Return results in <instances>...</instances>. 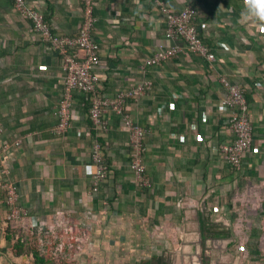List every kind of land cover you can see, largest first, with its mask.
Wrapping results in <instances>:
<instances>
[{"label":"crops","instance_id":"0c3cea01","mask_svg":"<svg viewBox=\"0 0 264 264\" xmlns=\"http://www.w3.org/2000/svg\"><path fill=\"white\" fill-rule=\"evenodd\" d=\"M25 1L54 33L77 34L78 0ZM161 1L173 12L194 7L207 24L201 34L216 60L179 55L146 70L152 89L138 102L129 101L128 112L147 130L145 166L152 187L141 190L133 184L128 135L119 118L108 114L110 128L101 139L111 173L92 193L89 103L76 94L70 129L63 136L52 132L62 89L61 59L11 1L0 0V166L9 167L19 203L28 210L25 226L41 227L43 233L34 234L49 243L59 240L56 250L77 264H132L155 256L170 264H202L199 214L208 210L215 223L228 225L233 176L253 179V206L263 200L264 0ZM250 6L257 17L244 15ZM94 15L101 58L95 68L97 92L113 98L140 81L139 66L170 41L163 17L147 0H96ZM221 77L242 87L254 132L252 152L236 170L217 151L232 139L227 112L218 109ZM236 191L238 197L244 193ZM260 230L264 217L250 235L259 253ZM232 240L206 241L209 264H228Z\"/></svg>","mask_w":264,"mask_h":264},{"label":"built area","instance_id":"2783aa9c","mask_svg":"<svg viewBox=\"0 0 264 264\" xmlns=\"http://www.w3.org/2000/svg\"><path fill=\"white\" fill-rule=\"evenodd\" d=\"M9 1L17 13L31 22L33 31L61 59L62 89L55 109L57 122L52 129L55 135L63 136L71 127L75 94L89 96L88 118L95 133L90 150V163L93 167L91 192L97 193L100 185L111 173L106 162L104 145L98 140L103 134H107L110 128L108 114L119 118L121 129L128 135V168L133 184L141 190L151 189L152 184L145 166L147 130L133 121L128 112V103L138 102L151 91L152 84L144 77L148 68L158 67L178 55L198 57L210 63L216 60L214 53L201 39V33L207 29V24L198 19L191 5H186L179 12H173L161 0H147L163 17L166 26L165 37L170 44L159 47L145 58L139 66L143 75L140 81L129 89L117 92L111 98L97 92L99 76L95 73V68L101 58L99 44L93 37L97 22L94 15L96 0H78L81 22L75 36L54 33L43 14L29 6L25 0ZM220 85L224 94L218 109L227 112V126L232 139L218 145L217 151L232 168H238L242 160L250 156L253 148L254 132L249 117V105L239 84L221 77ZM15 145H18V142H15ZM4 147L8 148V145ZM0 192L6 207V221L27 220L28 211L19 203L17 185L11 179L10 169L6 165H1L0 169ZM27 227L34 228L30 225Z\"/></svg>","mask_w":264,"mask_h":264},{"label":"rangeland","instance_id":"374dc122","mask_svg":"<svg viewBox=\"0 0 264 264\" xmlns=\"http://www.w3.org/2000/svg\"><path fill=\"white\" fill-rule=\"evenodd\" d=\"M234 184L233 186L229 187V193L227 198L228 208L226 209V221L228 225L226 227L231 228L233 232V244H229V250L227 249L228 259L229 261L234 264H264V259H259L258 257L264 258V243L262 247H260L259 256H250L248 254V245L252 247L254 242L251 240V234L253 233V229L257 228V219L264 217V195L262 196L261 206L255 207L252 205V198L253 194L251 193V184L252 178L245 176L243 178H236L233 176ZM237 187L240 189L242 188L240 194L241 196H237ZM239 198V200H237ZM4 205V204H3ZM5 206V205H4ZM1 206L0 204V264H33L32 258L29 256L23 255L22 257H16L12 251V245L17 239L25 240L26 249L29 251L35 250L40 252L42 249L46 247V250L41 251L42 255L46 256L47 258H51L55 264H59L61 262H65L68 264H77L75 260L71 259L70 257H65L64 255L60 254L56 248L58 247L57 241L50 242L45 240V238L41 236H34V234H30L27 230H12L10 228H6L4 225L6 221V207ZM214 216L210 217V221L214 222ZM4 231V232H3ZM263 232L264 230H260ZM12 238L10 241L6 240V237ZM264 242V241H263ZM207 244V243H206ZM68 251L70 252L71 248L69 247L68 243L65 244ZM206 250L207 247L205 248ZM222 254L226 252L225 249H222ZM207 254V253H205ZM203 255V254H202ZM209 257L211 256L210 254ZM202 258V256H201ZM77 261V260H76ZM211 261V258H210ZM228 261V264L230 262ZM202 262V259H201Z\"/></svg>","mask_w":264,"mask_h":264},{"label":"trees","instance_id":"16d2710c","mask_svg":"<svg viewBox=\"0 0 264 264\" xmlns=\"http://www.w3.org/2000/svg\"><path fill=\"white\" fill-rule=\"evenodd\" d=\"M201 39L203 41L202 34H201ZM203 43L207 46V44L204 41H203ZM83 97H84V101L89 103V101H88L89 96L88 95H83ZM93 134H94V137H93V139H94L95 138V133H93ZM98 140L102 144H104L101 138H98ZM0 169H1V166H0ZM232 169L236 170L237 168L233 167ZM0 194H1V192H0ZM2 199H3V197H2ZM28 217H29V213H28ZM210 217H211V213L208 210H202V213L199 214V224H200V233H201V246L203 248V255H202V258H201L202 259V264H209V262H210V257L207 254H205V252H204V251H206L205 243H206L207 240H214V239H216V240H218V239H230V240H232L233 239V232H232L231 228L226 227L222 223H213V222H211L210 221ZM24 221L25 220L5 221L6 225H4V226L6 228H10L12 230H15V229L18 230V231L27 230V231H30L29 232L30 234H34V232L35 233L38 232L41 235V233H43V231H42L43 229L41 227L37 226V227H34V228H28V227L25 226V222ZM38 229H40V230H38ZM34 236H35V234H34ZM11 239L12 238H10L8 236L6 237L7 241H10ZM233 242H234V240L231 241L230 245H232ZM25 245H26L25 244V240L17 239L12 245V251H13L14 256H16V257H19V256L22 257L23 255L29 256V258H32L33 264H55L54 261H52V259L50 257L47 258L46 256L42 255V253H40L41 251L46 250V247L44 249H42L40 252H37L35 250L29 251L28 249H26ZM248 254H250L251 257L252 256H254V257L255 256H259L257 243L252 245V247L250 245H248ZM258 258H260V256ZM261 259H264V258L262 257ZM59 264H68V263L61 262ZM132 264H170V262L165 257H162V256L156 257L155 256V257H151L148 260L139 261V262H135V263H132Z\"/></svg>","mask_w":264,"mask_h":264},{"label":"clouds","instance_id":"9594fccd","mask_svg":"<svg viewBox=\"0 0 264 264\" xmlns=\"http://www.w3.org/2000/svg\"><path fill=\"white\" fill-rule=\"evenodd\" d=\"M245 16H252V17H257V10L252 8L251 6L245 11L244 13Z\"/></svg>","mask_w":264,"mask_h":264}]
</instances>
